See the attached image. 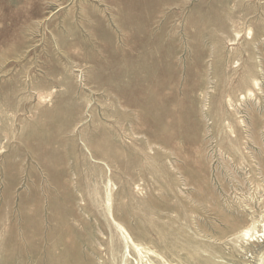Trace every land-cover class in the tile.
<instances>
[{"label": "rangeland", "instance_id": "obj_1", "mask_svg": "<svg viewBox=\"0 0 264 264\" xmlns=\"http://www.w3.org/2000/svg\"><path fill=\"white\" fill-rule=\"evenodd\" d=\"M123 257L264 264V0H0V264Z\"/></svg>", "mask_w": 264, "mask_h": 264}, {"label": "bare ground", "instance_id": "obj_2", "mask_svg": "<svg viewBox=\"0 0 264 264\" xmlns=\"http://www.w3.org/2000/svg\"><path fill=\"white\" fill-rule=\"evenodd\" d=\"M254 81V80H253ZM256 82V81H255ZM257 83V82H256ZM255 84V83H254ZM255 86H256V84H255ZM254 86V87H255ZM153 92V91H152ZM247 93V92H246ZM248 95V94H247ZM242 98V97H241ZM241 100H243V99H241ZM227 102H229V101H227ZM229 104V103H228ZM255 220V219H254ZM119 229L123 232V233H125V231H124V229L121 227V226H119ZM249 233H250V231H248V230H246V231H244L243 232V235L244 236H248L249 235ZM126 234V233H125ZM127 235V234H126ZM261 236V235H260ZM127 238H128V240H129V242H130V244L132 245V247H133V249H134V251L136 252V254H137V256H138V258H139V260L141 261L143 258H144V254H149V252H146V251H143V249L142 248H140L138 245H136L135 243H133L131 240H130V238L127 236ZM99 247V246H98ZM158 257V256H157ZM169 262V261H168ZM123 264H129V262H128V260L127 259H125L124 257H123ZM136 264H138V262L136 263ZM146 264H153V263H151V262H149V261H146Z\"/></svg>", "mask_w": 264, "mask_h": 264}]
</instances>
